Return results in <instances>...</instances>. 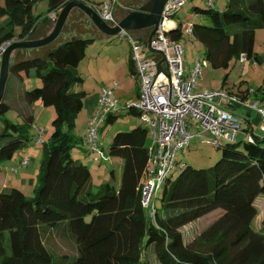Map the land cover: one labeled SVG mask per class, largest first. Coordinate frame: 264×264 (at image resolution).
Instances as JSON below:
<instances>
[{
	"label": "trees",
	"instance_id": "16d2710c",
	"mask_svg": "<svg viewBox=\"0 0 264 264\" xmlns=\"http://www.w3.org/2000/svg\"><path fill=\"white\" fill-rule=\"evenodd\" d=\"M41 1L47 2L46 14L34 17L33 6ZM69 1L0 0V47L38 39V21H47L51 12L57 15ZM148 1L116 0V7L122 10L120 19L140 10ZM207 6H195L192 12L206 17L208 24L175 21L173 14L177 28L167 34L170 40L179 43L183 26L192 24L193 38L202 45L211 69L228 71L241 58L262 64L261 56L254 51V37L257 30L264 29V0H226L220 11ZM82 17L92 26L87 16L73 9L52 43L18 49L9 64L8 75L21 81H39L35 88H24L25 103L39 101L44 107H52L55 117L42 145L33 197L27 199L14 187L0 190V264H264V220L257 228L252 226L258 215L257 200L264 197V132L261 137L253 136L251 142L242 138L238 143L222 141L217 147L211 146L219 156L210 167L194 168L177 162L174 176L166 178L160 188L159 206L152 199L147 208L141 204L148 176L146 128L117 132L108 154L120 159L119 179L111 170L108 181L93 190L89 168L71 157V149L78 142L71 130L86 96L84 91L74 89L82 84L77 68L95 36L89 31L78 34L65 29ZM150 32L145 29L132 34L145 42ZM64 36L67 38L58 41ZM129 71L134 75L131 59ZM227 77L228 72L220 89L227 85ZM243 83L225 89L235 91L245 102L249 101L250 88ZM260 91L254 90V96ZM3 96L0 115L10 108ZM111 111L104 116L106 124L119 115ZM126 112L138 116L132 106ZM26 116L20 124L1 118L0 169L18 151L30 146L34 118ZM216 211L222 214L198 235L185 239V226ZM50 234L70 237L74 255L53 254L44 245ZM149 253L154 263L148 261Z\"/></svg>",
	"mask_w": 264,
	"mask_h": 264
},
{
	"label": "rangeland",
	"instance_id": "374dc122",
	"mask_svg": "<svg viewBox=\"0 0 264 264\" xmlns=\"http://www.w3.org/2000/svg\"><path fill=\"white\" fill-rule=\"evenodd\" d=\"M91 1L101 2L105 0ZM212 1L214 3V10L217 11L222 10L226 4V0ZM195 6L205 9L208 8L206 0H190L187 4L180 7L176 12L174 20L208 24L206 17L193 15L192 9ZM46 11L47 2L41 1L33 6L32 15L34 17H43L46 14ZM115 12L116 16H119L120 14L122 15V10L120 8L116 7ZM72 15L71 18L75 19L76 13L74 12ZM189 17L191 18L190 20ZM54 24L55 21L53 22L48 19L44 22L40 19L35 33L39 34L41 30H44L45 28L46 31L50 32ZM69 30H74L78 34L89 31L95 36L94 41L86 48L84 58L77 68V73L82 79V84L76 86L74 89L76 91H84L86 96L83 100V108L77 114L75 126L71 130V134L78 140L77 145L71 149V157L74 160H79L83 165H86L89 168L91 172V184L93 190H96L100 184L108 181L111 170L116 173L118 172V168L113 165L114 158L110 157L108 154L109 145L113 135L117 132L129 131L138 126L144 127L143 123L139 120V116L128 114L126 112L130 103L136 104L138 102V98L136 99L135 97L137 93V83L128 70V63L131 58L130 48L126 40H121L118 35L105 37L96 30L93 24L90 26L84 17L76 21L74 25L72 24L65 29L66 32ZM66 36L59 38L58 41L66 39ZM179 43L184 51L183 59L189 65L195 63L197 58H204L202 45L194 39H191L188 35H183ZM254 51L261 56L263 60L262 64H253L251 61H245L244 63H236L228 71L222 69L213 70L207 66L204 68L202 77L196 80L197 88L201 91L218 88L223 77L228 72L226 88H230L233 85L232 83L235 82L238 84L240 81L244 82L243 84L252 90L258 88L263 89L264 29H259L255 32ZM43 52L44 50L41 53ZM10 61H12V59H10ZM37 86H39V81L37 79L21 81L14 75L9 74L5 84L3 100L7 101L10 108L6 114L0 115V127L2 123L1 118L20 124L25 121L24 118L27 117L25 116V110H28V115L31 114L34 118L33 126L29 132L30 141L35 138L36 129L43 130L44 139H46L51 133V122L55 117L52 107H44L39 101L26 105L23 100L22 92L24 88L25 90H28ZM102 91H108L109 94L112 92V95L107 97L111 103L116 102V106L111 112L117 111V113H119L117 119L113 123L106 124L102 121L97 131V150L104 154L103 158H106V160L96 159L98 158V155L90 150V144L87 142L84 135L88 120H90L91 117L96 116L98 113L97 109L100 102L99 97L102 94ZM249 102H251V100ZM239 116L244 115L239 114ZM239 116L237 115L240 119ZM255 116L258 115H256V113H251L250 119L252 120L254 134L259 135L261 117L255 119ZM239 121L241 127L244 128V123L241 120ZM190 132H193V130L191 129ZM245 132H248V129L245 130ZM242 138L243 135H238L236 143L241 141ZM42 150L43 148L41 146L38 148L30 147L29 149H23L18 151L11 159L5 161L0 169V190L3 188L14 187L20 189L27 199H31L34 195V190L38 186L42 163ZM25 153H28V157L30 158V162L25 168L26 170L24 167H19L17 168V173H11L10 169L12 167H18L19 158L22 155H25ZM218 156L219 151L215 148H212L205 143H199L197 139H192L187 149L176 153L175 159L176 162L183 161L186 165L194 168H207L214 165ZM160 195L161 190L157 192L155 200L156 207L159 206ZM257 201L260 208V214H262L261 204H264V197L259 198ZM221 214V212L216 211L185 226L183 228L185 239L190 240L198 235ZM252 226L257 228V222L253 223ZM44 241V245L49 248L53 254L74 255L75 253L74 244L70 237H58L50 234L44 239ZM148 261L154 263L151 253L148 254Z\"/></svg>",
	"mask_w": 264,
	"mask_h": 264
},
{
	"label": "built area",
	"instance_id": "2783aa9c",
	"mask_svg": "<svg viewBox=\"0 0 264 264\" xmlns=\"http://www.w3.org/2000/svg\"><path fill=\"white\" fill-rule=\"evenodd\" d=\"M188 2L189 0L166 2L161 21L150 42L148 39L139 42L127 30L121 29L117 33L121 40L127 41L130 48L134 78L138 86V102L134 108L139 111V120L146 128L151 142L148 148V176L142 189L143 208L148 207L149 201L156 199L165 179L174 176L176 153L187 149L192 139L212 147L219 146L222 141L234 142L240 134L246 141L253 140V136L241 128L240 119L228 106L240 105L245 109L256 110L261 117L259 129L264 132V102H243L239 95L226 89L196 90V80L201 78L203 69L208 66L207 61L197 58L190 67L187 66L180 43L171 41L167 35L177 28V23L171 16ZM206 2L213 7L212 0ZM115 5L116 0H105L90 7L108 26L114 27L118 24ZM56 17L55 12L47 15L53 22ZM181 34L194 39L192 24L184 25ZM4 48L0 47V56ZM253 92L252 89L249 90V94ZM107 95L109 92L103 91L98 113L87 122L84 131L92 152L97 151L98 128L106 113L115 106L109 102ZM191 129L193 132H190ZM43 134V130H38L39 138L35 144L42 142ZM98 154L102 156L99 151ZM28 164L27 156L20 160L21 167ZM10 171L16 173L15 168Z\"/></svg>",
	"mask_w": 264,
	"mask_h": 264
},
{
	"label": "water",
	"instance_id": "95a60500",
	"mask_svg": "<svg viewBox=\"0 0 264 264\" xmlns=\"http://www.w3.org/2000/svg\"><path fill=\"white\" fill-rule=\"evenodd\" d=\"M168 0H149L138 11H130L125 17L119 20L114 27L108 26L96 12L87 4L79 0H71L58 12L55 24L51 31L43 38L31 41H15L2 45L5 47L0 58V100L3 96L4 85L9 73L10 59L14 51L18 49H35L52 43L61 33V30L73 9L81 11L93 26L106 37L116 36L122 30L130 32L151 29L148 37L150 42L154 31L161 21L164 5Z\"/></svg>",
	"mask_w": 264,
	"mask_h": 264
},
{
	"label": "crops",
	"instance_id": "0c3cea01",
	"mask_svg": "<svg viewBox=\"0 0 264 264\" xmlns=\"http://www.w3.org/2000/svg\"><path fill=\"white\" fill-rule=\"evenodd\" d=\"M90 2H93V3H101V2H103V1H99V2H94V1H91V0H89ZM213 2V1H212ZM213 6H214V3H213ZM115 12V11H114ZM120 16H121V14L119 15V16H116V12H115V17H116V19L119 21V20H121L120 19ZM191 18L189 17V20H190ZM45 28V27H44ZM45 31V32H44ZM141 31V30H140ZM134 32H139V31H134ZM49 33V31H46V28L44 29V30H41V32L38 34V33H36V38H38V39H41V38H43V37H45L47 34ZM139 34L140 33H135V35L136 36H139ZM106 37V36H105ZM38 39H36V40H38ZM14 57V53L12 54V56H11V59ZM129 62H130V60H129ZM245 61H243V63H244ZM238 63H242V61L240 60ZM187 64V66H191V65H189L188 63H186ZM128 70H129V63H128ZM203 71H204V69H203ZM203 71H202V74H203ZM133 77H134V75H132ZM201 77H202V75H201ZM135 79V78H134ZM136 81V80H135ZM222 82V81H221ZM137 83V82H136ZM235 83V82H234ZM233 84V83H232ZM220 88H221V83H220V86L218 87V88H216V89H211V90H220ZM226 88V87H225ZM224 88V89H225ZM249 88V87H248ZM263 88V87H262ZM251 89V88H250ZM196 90H198V91H201V90H199L198 88H197V83H196ZM206 90V89H205ZM205 90H203V91H205ZM207 91H210V90H207ZM235 92V91H234ZM102 94L100 95V102H101V99H102V96H103V91L101 92ZM109 95H112V92H110V94ZM109 95H107V97L109 96ZM135 97H136V99L138 98V86H137V93H136V95H135ZM255 99L257 100H262V99H264V88L263 89H261V91L257 94V96L255 97L254 96V94H252L251 96H250V98H249V101L251 100V103H253L254 101H255ZM109 100V99H108ZM99 102V103H100ZM109 102H110V100H109ZM264 102V101H263ZM111 103V102H110ZM111 104H115V106H116V102H114V103H111ZM27 105V104H26ZM114 106V107H115ZM129 106H132V107H134L135 106V103H130L129 105H128V107ZM27 107V106H26ZM100 108V106H98V109ZM97 109V110H98ZM135 109V108H134ZM228 109L230 110V111H232L233 113H235L236 115H238L239 116V114H243L244 116H239L240 117V120L244 123V128H242L243 130H247L248 129V132L252 135V136H256V137H261L263 134H262V131L259 129V132H260V134L259 135H256V134H254V130H253V124H252V120L250 119V115H251V113H256V115H258V116H255L254 118L255 119H258V118H260V116H259V114L256 112V110H250V109H245V108H243L242 106H240V105H230V106H228ZM117 112V111H116ZM29 114V111L28 110H25V116L26 115H28ZM138 116H140V113H139V111H138ZM92 118V117H91ZM253 118V119H254ZM89 121V120H88ZM240 123V122H239ZM261 124V123H260ZM240 126H241V124H240ZM259 127H260V125H259ZM37 128V127H36ZM38 130L39 129H36V136H35V138H33L29 143H30V146L27 148V149H29L30 147H32V148H38L39 146H41L42 147V145L44 144V142H45V139H44V134H43V136H41V139H42V142L41 143H38V144H35L36 143V141L38 140V138H39V135H38ZM147 131V130H146ZM147 135H148V133H147ZM148 139H149V136H148ZM149 146H151V142H150V139H149ZM149 148V147H148ZM95 153H97V155H98V158H96V159H105L106 160V158H103L104 157V154L101 152V151H99V152H101L102 153V156L100 155V154H98V150L97 151H94ZM28 157V153H25V155H22L20 158H19V165H18V167H16V168H19V167H21L20 166V160L23 158V157ZM28 159H29V162H30V158L28 157ZM113 165H115L117 168H118V172L116 173V172H114V174H115V177H116V179L118 180L119 179V175H120V168H121V162H120V159H118V158H114V162H113ZM27 166H24V169L26 168ZM14 168V167H13ZM26 170V169H25ZM257 208H258V215H257V217L253 220V223H255V222H257V226L256 227H258V225H259V223L262 221V220H264V204H261V208H262V214H260V208H259V206H258V202H257ZM259 219V220H258ZM252 223V224H253ZM74 248H75V246H74Z\"/></svg>",
	"mask_w": 264,
	"mask_h": 264
},
{
	"label": "clouds",
	"instance_id": "9594fccd",
	"mask_svg": "<svg viewBox=\"0 0 264 264\" xmlns=\"http://www.w3.org/2000/svg\"><path fill=\"white\" fill-rule=\"evenodd\" d=\"M88 5L90 6V4H88ZM98 5H99V4H98ZM118 22H119V21H118ZM244 61H245V59H244ZM227 91H228V90H227ZM253 91H254V90H253ZM232 93H235V92H232ZM252 94H254V92H253ZM252 94H250V96H251ZM254 102L263 103V102H261V101H260V100H258V99H257V100L255 99V101H254Z\"/></svg>",
	"mask_w": 264,
	"mask_h": 264
}]
</instances>
